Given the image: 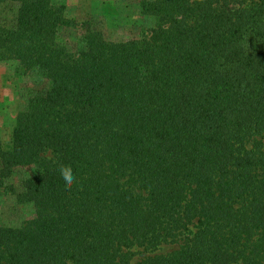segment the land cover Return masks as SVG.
I'll use <instances>...</instances> for the list:
<instances>
[{
    "label": "trees",
    "instance_id": "16d2710c",
    "mask_svg": "<svg viewBox=\"0 0 264 264\" xmlns=\"http://www.w3.org/2000/svg\"><path fill=\"white\" fill-rule=\"evenodd\" d=\"M138 5L150 24L114 40L57 0H0L23 76L0 264H264V0Z\"/></svg>",
    "mask_w": 264,
    "mask_h": 264
},
{
    "label": "rangeland",
    "instance_id": "374dc122",
    "mask_svg": "<svg viewBox=\"0 0 264 264\" xmlns=\"http://www.w3.org/2000/svg\"><path fill=\"white\" fill-rule=\"evenodd\" d=\"M57 1L66 5L67 16L77 22L89 18L98 20L108 37L114 40L138 35L144 27L150 24L141 18L139 0ZM74 33L75 30L69 27L60 29L63 40L73 38ZM22 82L23 76L15 71L14 66L0 61V145L3 147L7 146L16 113L22 105L19 95ZM9 203L7 196L0 192V217H5L7 214ZM170 248L171 246L164 245L160 251H167Z\"/></svg>",
    "mask_w": 264,
    "mask_h": 264
},
{
    "label": "clouds",
    "instance_id": "9594fccd",
    "mask_svg": "<svg viewBox=\"0 0 264 264\" xmlns=\"http://www.w3.org/2000/svg\"><path fill=\"white\" fill-rule=\"evenodd\" d=\"M59 173H60L61 179L64 182L65 189L70 191L76 179L71 167L67 165H62L59 168Z\"/></svg>",
    "mask_w": 264,
    "mask_h": 264
}]
</instances>
